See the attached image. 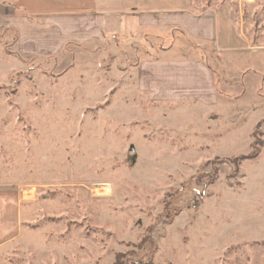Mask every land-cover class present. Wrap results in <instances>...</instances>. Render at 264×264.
Masks as SVG:
<instances>
[{"label":"rangeland","instance_id":"374dc122","mask_svg":"<svg viewBox=\"0 0 264 264\" xmlns=\"http://www.w3.org/2000/svg\"><path fill=\"white\" fill-rule=\"evenodd\" d=\"M0 186V264H264V0H0Z\"/></svg>","mask_w":264,"mask_h":264},{"label":"crops","instance_id":"0c3cea01","mask_svg":"<svg viewBox=\"0 0 264 264\" xmlns=\"http://www.w3.org/2000/svg\"><path fill=\"white\" fill-rule=\"evenodd\" d=\"M24 203L20 189L0 186V256L22 237Z\"/></svg>","mask_w":264,"mask_h":264},{"label":"bare ground","instance_id":"6f19581e","mask_svg":"<svg viewBox=\"0 0 264 264\" xmlns=\"http://www.w3.org/2000/svg\"><path fill=\"white\" fill-rule=\"evenodd\" d=\"M97 191V190H96Z\"/></svg>","mask_w":264,"mask_h":264}]
</instances>
